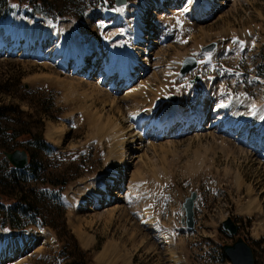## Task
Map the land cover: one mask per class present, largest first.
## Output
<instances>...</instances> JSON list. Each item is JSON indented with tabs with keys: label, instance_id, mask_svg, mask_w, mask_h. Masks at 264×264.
<instances>
[{
	"label": "rangeland",
	"instance_id": "obj_1",
	"mask_svg": "<svg viewBox=\"0 0 264 264\" xmlns=\"http://www.w3.org/2000/svg\"><path fill=\"white\" fill-rule=\"evenodd\" d=\"M21 1L24 13H35V17L25 19L14 13L0 20V41L9 36L7 22L13 18L44 25L54 34L41 39L33 36L30 46L42 42L41 55L32 49L21 57L0 53V110L6 112L0 122L4 129L42 136L47 147L38 151L24 143L17 149L37 155L34 162L42 167L37 179H26L24 172L10 183L13 168L0 157L4 198L19 197L20 188L30 187L33 192L27 199L37 208L33 215H26L0 206V219L19 217L25 225L5 232L8 236H34L26 251L19 252L17 263L0 258V264H229L223 246L235 238L222 230L228 217L237 222L239 236L251 245L255 264H264V152L258 150L250 157L248 147L238 140L232 145L241 147L242 154L228 149L224 140L229 138L213 127L220 120L217 113L224 116L222 104L233 99L253 103L254 111L264 105V0H218L217 11H210L202 21L191 13L185 15L183 5L189 2L196 10L207 0H179L178 6L165 1L163 9L147 8L141 22L137 6L143 0L121 8L115 0H32L33 7L28 0ZM7 8H0L1 15ZM60 38H74L88 49L79 71H73L72 63L61 71L55 57L45 60V54L57 51ZM241 42L247 50L239 48ZM93 43L99 44L100 55L93 53ZM117 44L137 57L135 71L128 78L110 76V82L99 86L107 49ZM213 45L214 51L203 52ZM189 56L198 59L199 68L179 76L182 61ZM195 76L201 77L208 94L203 95L199 84L190 85ZM135 93L142 97L137 103L139 97H131ZM202 95L207 115L198 133L177 134L181 123L193 122L194 127L196 119L176 122L169 134L156 130L151 138L135 128V116L156 112L159 104L171 115L177 105L181 110L180 104L185 114L196 115ZM108 97L111 100L105 103L102 99ZM243 110L248 114L249 108L239 112L246 113ZM121 128L125 132L114 138ZM25 139L22 136L20 141ZM0 146L6 152L16 148L3 133ZM62 182L68 184L65 189H54ZM101 187L110 197L101 195L98 202L110 201L95 208L90 198ZM195 191L196 227L189 231L182 225V203ZM251 199L259 201L262 213H246ZM83 203L91 210L80 213ZM143 215L148 219L142 220ZM165 237L173 242L170 253L160 244ZM8 248L0 239V256ZM105 248V262H98ZM172 251L179 257L176 263L169 262Z\"/></svg>",
	"mask_w": 264,
	"mask_h": 264
},
{
	"label": "bare ground",
	"instance_id": "obj_2",
	"mask_svg": "<svg viewBox=\"0 0 264 264\" xmlns=\"http://www.w3.org/2000/svg\"><path fill=\"white\" fill-rule=\"evenodd\" d=\"M165 1H168L169 4H171L172 6L173 5L174 6L181 5V4H179L180 3L179 0H158V1H156V0H143L142 3L140 2V4L137 6L138 7V12H137L138 13V16H137L138 17V21L139 22L142 21L140 19V17H141V15H143V13L145 11L148 10L147 8H149V7L150 8H155V9L156 8L163 9V7H164L163 6V3ZM202 2L203 1L201 0V3ZM148 4H151V5L148 6ZM185 4L183 6H185ZM218 5H219L218 4V0L217 1L216 0H207L206 4H203L200 8H197L195 10V9H193V5H191L189 2H187L186 6L184 7V13H186L188 15L191 13L190 15L192 16V18L194 17V19L196 18L198 21H202V20H204V18H206V17L209 16L208 14H209L210 11H215V10L217 11ZM197 6H199V5H196L195 7H197ZM193 10H195V12ZM123 15H125V14H123ZM106 17H109V16L106 15ZM122 17H124V16H122ZM71 29L72 30H70V33L72 34V32L74 30H73V28H71ZM7 30L9 31L10 34L7 37V39L4 38L5 40L0 41V53L1 52H4V54L5 53H7V55L9 54V56L16 54V55H18V57L23 56L27 51H29L31 49H32V53H34V54H36V53H37V55L43 54V52H44V45H43L42 42L35 43L34 44V47H33V45H32V47L30 46V42L34 40L33 39L34 38L33 36L34 35L35 36H38L41 39V37H45L46 35L53 36V34H54L53 32H49V30L47 29V27H45L44 25H41L40 24V25L35 26V24H32L31 22H24L22 20L15 19V18L10 19V21L8 20V22H7ZM63 30H66V29L64 28ZM62 35L63 34H61L59 36L62 37ZM161 37H164V36H161ZM136 38H138V37H136ZM165 40H166V38H165ZM50 43H48V44H50ZM59 43L58 44L60 46L58 47V49H57L56 52L51 53V54L50 53L45 54V60H53V58L55 57V59L57 60L58 67L61 69V71H62V69H64L67 66L68 63H72L73 71H75V72L76 71H79L81 62L83 61V59L85 58V56L89 55V53L87 55H85L87 53L86 50H88V49H82L81 44L76 39H74V38H70V39H65V38H62L61 39L60 38ZM245 44L246 43H242L241 42V44H239V48L241 50H244L246 48V45ZM98 45H99L98 43H93V48L94 49L92 51H94L93 53H95V54L96 53H98V54L101 53V48ZM234 46H236V45L234 44ZM122 47H123L122 45L117 44L116 47H112V48H110L108 50L106 60L103 61L104 63H102V70L103 71L101 70V72H104L105 73V76H102V77L99 78V80H98V84L99 85L105 83L106 81H108L110 76L117 75L118 78H128V75H130V73H131L130 70L133 69V71H135L134 70V67H135V63H136V58L137 57L135 58L133 55H130V53L127 52V50L126 51L122 50V52H119L120 49H122ZM132 48H133V46H132ZM57 53H59L58 56H57ZM133 54L136 55V53H133ZM51 56H53V57H51ZM182 57H183V55L182 56H179L178 60H180ZM97 59L98 58L96 56V58H93V61H95V60L97 61ZM113 85L114 84L111 85L110 89L111 88L114 89V86ZM83 86H84V83H83ZM196 93L198 95H200L198 92H196ZM196 93H194V94H196ZM206 93H205V95H206ZM197 94H196V96H198ZM131 97H133V100H134V98L136 100V97H139V99L136 102H134V103H137V102H139V101L142 100V97H141V95L139 93H135ZM199 98H200V102L202 104H201V107L198 109V113L196 115H193V114L187 115V114H185V112L183 110L184 109L183 104H180V105H182L181 110H180V108L177 107L178 105L174 108L176 111H178V114L175 113V111H174L175 114L174 115H171V114H168L166 112L164 106H162L161 104H159L160 107L156 109V112L148 111L147 112L148 115H142V114L136 115L135 116L136 121H134L135 122V128L137 129L138 128V125H142V121H144V120H146L148 118L149 120H147L148 121L147 122V125L144 126V128H149V127H151L153 125L158 124V125H156V127H158V129H161L162 126L159 125V122L160 121L159 122H157V121L159 120V118H161L160 117V114L161 113H164V116L162 118V121L163 122L164 121H167L168 126H170L167 129V132L172 131L173 128H174L173 127L174 123L176 121H179V119H181L182 117H185L184 119H186V121H193L194 119H196L197 121L195 122V125L194 126H196V129H198V128L201 127V122L203 123L204 117L207 115V113L204 112L205 109H206V106H205L206 103H204V101L206 99L203 97V95L201 97H199ZM105 99L108 100L107 102H109L111 100L110 97L103 98L102 100H104L105 103H106V100ZM193 100H195V98ZM232 102L233 103L222 104L223 106L221 108L224 111V116H223V118H221V121L219 120V122H213L214 125H219V129L216 130V131H218V133L225 132V131H229V133L226 134V135H228V136H235L236 137V140L239 141L238 142V141L233 140V139L231 140L229 138V140L228 139L224 140L225 141V144H226V145L225 144L224 145L227 148L230 147L231 149H235L238 153H241L242 154V152H243L242 150L243 149H241V147H239V148L236 147L235 148L233 146V145H236V144H233V141L234 142L236 141L235 143H237V142L239 144L241 143L242 144V145L240 144L241 146H243L244 143L247 145L248 148L247 147L246 148L251 152L250 153L251 154L250 157L253 154H257L256 151H258V150H259L258 152H261L262 153L264 151V147H262L263 146V143H264V119H262V117H264V105H261L260 107L257 108V110L254 111V109H256V108H253L252 109L253 103H251V102H250L251 104L248 103V105H247V102L246 101L243 102V103H241L240 99H237V100H234V101L232 100ZM240 106L242 108H240ZM248 108L250 110L248 112V114H247V112L245 110H243V111H245L246 113L239 112V110L248 109ZM163 109L165 111H163ZM185 111H186V109H185ZM180 122L181 121H179V123ZM217 123H219V124H217ZM187 124H189V123H181L180 124V127L186 128V127H188ZM193 124L194 123L192 122V125H190V126H193ZM251 130H254L252 132V136H251ZM52 131H53V134L51 133L52 136L56 137L57 135L54 132L55 130H52ZM138 131H139L140 134H142V132H143V130H138ZM121 132H125L124 131V128L123 129L121 128V129H118V131H115V133H113L114 138L118 134H120ZM239 133H241V134L239 135ZM151 137H152V135H149L148 136V138H151ZM138 138H141V137L138 136ZM156 146H158V145H156ZM163 146H164V144H163ZM163 146H161V147H163ZM230 148H228V149H230ZM160 149H162V148H160ZM248 158H249V154L247 152L246 159H248ZM103 190H104V188H102V191H100L99 193L93 194L92 196L90 195L91 196V198H90L91 201L93 203H96L95 208H99V207H101V205H103L105 203H109V201H110L109 199H104L102 202H98V200H99L98 197H100L101 195H104V196L106 195V198H107V196H109L107 194H104L103 193ZM93 192H94V190H93ZM258 202H256L255 200L251 199L247 203V205L245 207L246 208L245 211H246V213L248 215H255L256 213L257 214L258 213H262L261 208L258 205ZM82 207H83V210H80L79 211L80 213H83V211L85 212V211L91 210V208H88L89 205L87 207L85 203H83ZM141 219L145 221V219H148V217H146V215L145 216L143 215V218H141ZM8 234L9 233H5V232H3L2 235L0 234L1 235L0 236V239H2V243L4 245H8V247H9L8 250H7V252L5 251L6 252L5 254H1L0 258H4V259L10 258L9 261H11V263H17L18 262V258L20 257L18 255L19 252L23 253L24 251H26L25 250L26 247H28V245L32 242L31 240L33 239L34 236L31 237L30 234H28V235L27 234H20V235H16V236H8ZM82 238H83L82 241L86 242V244H87L88 243V240L85 237H82ZM160 244H162V248L163 249H165V250L167 249L168 253H170V251L172 249V246H173V242H171L170 238H166V237L163 238L162 240H160ZM107 252H108V250H107V248H105L103 250V252H101L97 256V261L98 262H105L104 260L106 259V256L108 255ZM171 253H173V252H171ZM168 255H170V254H168ZM178 258H179L178 256H177V258H175L174 254H173L172 256H170L169 262H175L176 263V261H178L177 260Z\"/></svg>",
	"mask_w": 264,
	"mask_h": 264
},
{
	"label": "trees",
	"instance_id": "obj_3",
	"mask_svg": "<svg viewBox=\"0 0 264 264\" xmlns=\"http://www.w3.org/2000/svg\"><path fill=\"white\" fill-rule=\"evenodd\" d=\"M29 1V5L31 7H33L34 5L32 4V0H28ZM7 6H9V8H7ZM18 8V12L21 11L22 8V1L21 0H0V8H7L6 11L1 15V11H0V20H4L6 19L11 13L14 12V7ZM29 16H34L35 13H27ZM27 16V15H25ZM264 56V55H263ZM264 70V67H263ZM6 116V112L1 108L0 110V120L1 118ZM0 133H3L5 135H8L10 138H12V142L16 144V149L20 148L22 145H24V143L26 144H30L31 146L35 145L37 147L38 151L43 150L42 148L47 147L46 145V141L42 136H35V135H31L28 134L24 131L18 133L15 129H4L1 125L0 122ZM24 136L26 139L24 141H20V138ZM5 150L2 149V147L0 146V157L3 158V163L7 164L8 166H10V164L8 163V161L4 158L3 156V152ZM28 153V152H27ZM29 155V164L28 166L22 170L21 172H19L18 170L13 168V174L9 176L8 180L9 182H13L18 178V173H24V177L26 179L28 178H33V179H37L39 178V172L41 171L42 167L39 166L38 164H35V160L34 158L37 157V155L34 154H30ZM67 182L63 183L59 186V185H55L54 189H59V190H63L66 186H67ZM14 186V184H13ZM27 189V190H26ZM19 197H15L12 199H7L4 198V194L0 192V206H6L8 205L10 208H15L12 209L11 213L13 214H26V215H33L35 213V210H37V208L35 207L36 205L32 202L30 203L27 199V195L31 192H33V189L30 187L27 188H20L19 189ZM25 227V225L21 224L19 222V217L16 218L14 216H10V215H5L4 217H2L0 219V229L2 230H20L23 229Z\"/></svg>",
	"mask_w": 264,
	"mask_h": 264
},
{
	"label": "water",
	"instance_id": "obj_4",
	"mask_svg": "<svg viewBox=\"0 0 264 264\" xmlns=\"http://www.w3.org/2000/svg\"><path fill=\"white\" fill-rule=\"evenodd\" d=\"M127 0H116L117 7L126 5ZM213 47H210L211 50ZM207 50V49H206ZM196 67V61L194 59H187L184 64L182 73L185 74ZM198 80V79H197ZM175 100V98H174ZM3 155L8 162L16 169H24L28 165V154L24 150H15L13 152H3ZM197 197L196 193H192L183 204V208L186 212V219L183 223H186L187 228L193 229L195 226L194 221V201ZM222 227L229 233L230 236H236L238 234L237 226L232 222L230 218L223 222ZM224 252L231 262V264H255L254 254L251 247L242 239L239 238L233 245L224 246Z\"/></svg>",
	"mask_w": 264,
	"mask_h": 264
},
{
	"label": "snow or ice",
	"instance_id": "obj_5",
	"mask_svg": "<svg viewBox=\"0 0 264 264\" xmlns=\"http://www.w3.org/2000/svg\"><path fill=\"white\" fill-rule=\"evenodd\" d=\"M262 119H264V117H262Z\"/></svg>",
	"mask_w": 264,
	"mask_h": 264
}]
</instances>
